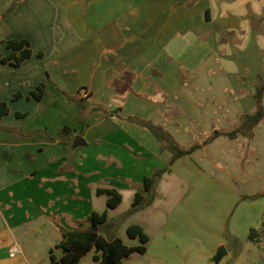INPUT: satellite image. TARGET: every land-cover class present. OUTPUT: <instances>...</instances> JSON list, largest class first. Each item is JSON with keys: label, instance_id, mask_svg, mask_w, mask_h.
I'll return each instance as SVG.
<instances>
[{"label": "crops", "instance_id": "obj_1", "mask_svg": "<svg viewBox=\"0 0 264 264\" xmlns=\"http://www.w3.org/2000/svg\"><path fill=\"white\" fill-rule=\"evenodd\" d=\"M8 40H27L31 55L16 67L0 62V264H49L62 230L91 212L108 220L126 211L159 169L151 204L114 236L134 247L126 229L141 227L146 250L131 256L145 264L162 263L147 256L157 233L231 256L229 220L264 198V118L250 139H208L256 110L264 0H0L1 57L13 53ZM98 188L116 190L120 203L108 209ZM92 254L79 264H97ZM252 264H264L263 252Z\"/></svg>", "mask_w": 264, "mask_h": 264}, {"label": "trees", "instance_id": "obj_2", "mask_svg": "<svg viewBox=\"0 0 264 264\" xmlns=\"http://www.w3.org/2000/svg\"><path fill=\"white\" fill-rule=\"evenodd\" d=\"M12 8V7H11ZM11 8L9 10H11ZM5 48L12 50L13 53L1 57L0 62H8L11 66H18L23 60L27 59L31 55L29 49V43L27 40H8L6 41ZM16 52H19L16 55ZM40 55V53H39ZM264 86H258L256 90V110L251 115H243L240 119L239 125L228 132L213 131L208 140L219 136L225 135L228 138H235L237 135H241L247 139L252 137V128L264 118V110L260 105V96L263 93ZM44 95L43 86L40 85L35 91L30 93V96L39 100ZM18 94L12 96V99L18 98ZM8 112V107L5 102H0V117ZM153 132L157 134L156 129L151 127ZM67 130V127L62 129ZM194 147L186 150L189 153ZM174 157L171 159V161ZM166 169L155 170L151 176L145 177L142 182V187L137 189L133 195L130 207L119 218L113 221H108L105 212L97 213L91 212L86 219L87 226H83L85 223L78 222V227L73 230H62L61 239L56 245L61 251V256L56 258L50 250L49 264H79V260L90 250L94 249L95 252H100V255H94L93 260L97 264H104V259L110 256L112 259L111 264H122L124 259L129 258L133 254H143L146 250V244L148 242L147 235L142 231L141 227L131 225L127 227L126 234L129 238H137L139 245L129 247L123 244V242L110 233L111 229H115L119 221L135 212L144 209L149 206L156 195L157 181ZM97 193H103L106 196V206L108 209L115 208L121 201V196L114 189H97ZM101 231L107 233V236L101 235ZM262 232L264 230L261 229ZM260 231V232H261ZM257 234L254 229L249 230V237L252 239Z\"/></svg>", "mask_w": 264, "mask_h": 264}, {"label": "rangeland", "instance_id": "obj_3", "mask_svg": "<svg viewBox=\"0 0 264 264\" xmlns=\"http://www.w3.org/2000/svg\"><path fill=\"white\" fill-rule=\"evenodd\" d=\"M99 194V193H98ZM99 195H105L100 193ZM237 212H235L227 224V229L222 237L225 246H231V256H223L218 263H214L213 257L206 256L195 242L183 235L168 233H157L150 239L148 244V255L161 256V264H252L261 258V252L264 254V198L256 199L250 202H242ZM241 209V210H240ZM128 210V209H127ZM126 210V211H127ZM126 211L108 218V221H113L119 218ZM129 216L121 219L115 229H111L110 233L115 234L120 227V224ZM254 229L257 234L251 239L249 237V230ZM261 231V232H260ZM101 235L107 236L104 231ZM234 237L232 241L229 235ZM126 238V237H125ZM137 241L136 239H130ZM233 242V243H231ZM137 244V243H136ZM164 248V249H163ZM218 248V247H217ZM225 248V247H224ZM95 250L92 249L87 253ZM226 251V249H225ZM86 253V254H87ZM94 254H92L93 256ZM145 256V254H144ZM126 260L135 261V264H145L143 256L130 257ZM124 260V261H126Z\"/></svg>", "mask_w": 264, "mask_h": 264}, {"label": "water", "instance_id": "obj_4", "mask_svg": "<svg viewBox=\"0 0 264 264\" xmlns=\"http://www.w3.org/2000/svg\"><path fill=\"white\" fill-rule=\"evenodd\" d=\"M74 143L75 145H80L81 144V138L79 136L74 137ZM226 254L225 248L223 245H220L215 252V255L213 257L214 263H218V261ZM112 259L110 256H107L104 259V264H111Z\"/></svg>", "mask_w": 264, "mask_h": 264}, {"label": "built area", "instance_id": "obj_5", "mask_svg": "<svg viewBox=\"0 0 264 264\" xmlns=\"http://www.w3.org/2000/svg\"><path fill=\"white\" fill-rule=\"evenodd\" d=\"M79 96H81V97H85V96H86V91H85V89H81V90H79ZM17 251H18V247H17V245H12V246L9 248V257H13Z\"/></svg>", "mask_w": 264, "mask_h": 264}]
</instances>
